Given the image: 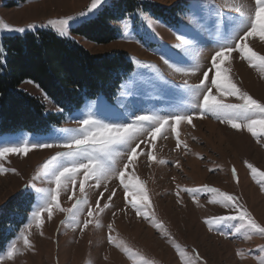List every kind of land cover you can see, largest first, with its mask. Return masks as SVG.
Returning <instances> with one entry per match:
<instances>
[{"label": "rangeland", "instance_id": "374dc122", "mask_svg": "<svg viewBox=\"0 0 264 264\" xmlns=\"http://www.w3.org/2000/svg\"><path fill=\"white\" fill-rule=\"evenodd\" d=\"M137 1L165 6L168 14L165 18L153 13L152 9L137 7L124 17L128 20L126 29L122 19L112 21L119 34L106 43H97L75 34L72 27L81 22H73L67 29V38L76 40L95 55L114 50H123L128 54L133 62V69L115 96L108 97L99 93L93 98H86L78 110H64L61 123L54 125L48 132L0 133V146L5 143H21L25 139L57 145L51 148H34L26 155L8 153L6 157L0 158V164L4 168L16 169L15 173L0 172V207L11 197L20 194L25 186H29L33 194L28 220L0 252V257H3L0 264H189V261L192 264H264V234L250 232L246 237L243 231L237 233L235 226H238V221L210 228L206 219L236 216L237 210L213 203L214 199H219V193L185 191L207 187L233 195L247 208L256 222L264 227V191L261 190L260 183L264 177L258 174L253 176L245 163L264 171V139H260L264 136V123L255 125L260 136L254 137L247 130L246 125L250 121L223 116L218 118L212 113L201 116L196 109L202 104V97L182 87V78L171 75L161 60L168 48L177 44L174 29L179 26L184 30L195 29L201 34L198 47L186 58L204 65L207 63L204 57L216 47L217 42L227 39L222 25L219 32L216 30V9L223 8L224 13L231 15L235 21L240 15L235 12V8L242 7L247 13L254 0H198L201 5L198 9L192 7L191 0ZM90 2L91 0H0V43L4 35L21 34L4 29V24L17 28L35 24V28L28 31L50 29L44 26L48 20L67 15L76 16L81 11H86ZM140 10L148 15V19L139 15ZM149 21L151 29L148 27ZM125 32L131 34H122ZM247 43L254 51L264 55V40L258 34L248 37ZM2 51L3 45L0 53ZM137 60L142 63L138 65ZM145 63L156 67L146 68ZM223 68V74L236 84L239 92L230 95L223 89L209 85L211 94L216 99L224 104H238L243 102L240 93L246 92L264 104V69L251 66L236 54L225 61ZM210 75L214 76V71ZM202 78L197 73L189 78V85L199 84ZM20 87L30 95L39 97L45 104L46 112L60 113L57 109L62 107L34 80L27 78L21 82ZM101 101L109 111L99 108ZM89 110L110 122H128L136 115H166L176 110L192 114V124L182 122L175 130H165L163 136H157L152 145L145 141L138 149V152H151L155 159L141 155L127 169H123V163L127 161L115 157L126 178L134 175L143 184L144 193L148 196L144 203L148 207L141 210L154 216L163 225L162 228H155L148 219L137 214L131 201L138 200L142 193L136 192L131 186L125 190L117 176L103 181L99 188L90 180L86 182V192L81 193L79 180L84 178L82 172L75 185L67 182L66 188L61 189L51 217L47 210L41 212L42 225L36 226L32 212L43 204L48 190L55 188V183L50 177L43 175L40 166L56 152L66 150L60 146L62 139H54L65 135L59 130L78 128L80 114ZM252 119L264 120L260 116H253ZM233 124L239 127L234 128ZM177 140L182 142L179 147ZM185 144L187 147H184ZM117 151L123 152V149ZM162 160L165 163H160ZM176 162H179V167ZM233 168L236 170V177L232 175ZM113 192L115 195L109 201L108 197ZM177 192L180 194L179 198ZM84 197L88 204L79 205L77 219L92 221L86 229L82 223L77 227L71 219L77 198ZM98 200L100 207L105 203L110 207L100 212L96 207ZM89 209L93 211L92 216L88 215ZM20 214L21 211H16L13 215L19 217ZM97 220L99 226L96 224ZM222 231L227 234L222 236ZM24 235H28L30 246L23 244ZM109 236L113 237L111 241ZM13 243L16 252L9 259L6 254ZM176 245H179V249ZM124 248L130 249V253L125 252Z\"/></svg>", "mask_w": 264, "mask_h": 264}, {"label": "snow or ice", "instance_id": "6c2138e0", "mask_svg": "<svg viewBox=\"0 0 264 264\" xmlns=\"http://www.w3.org/2000/svg\"><path fill=\"white\" fill-rule=\"evenodd\" d=\"M108 4V0H91L90 6L86 11H81L78 15H67L59 17L55 20H48L47 24L44 25L55 32L66 37L68 35L67 29L72 26L73 22H84L91 21L96 18L104 6ZM193 8H200L198 0H191ZM235 12L240 15L233 20L231 15L224 13L223 8L218 7L216 9V22L215 27L217 32L220 31L221 25L227 35V39L218 41L216 47L213 48L207 57V63L204 65L189 60L186 58L187 55L198 47L200 42L201 34L195 29L184 30L179 26H176L174 31L176 32L177 44L169 47L168 50L161 56V60L169 69L171 75H179L182 80V87L189 89L194 94H198V97H202V104L198 106L196 111L201 116L205 113H212L217 115L218 118L221 116L243 119L250 121L247 123V130L255 137L260 136V131L255 127L258 123H264V120H254L253 116H260L264 118V104L259 103L253 99L248 93H240V99L243 101L238 104H224L220 100L216 99L211 94V88L209 85L215 86L216 89H223L230 95H236L239 90L235 83L228 79L223 73L225 69L223 65L233 54L239 55L241 59L246 60L253 67L259 66L264 69V55H260L253 50L247 43V39L250 36L259 35L264 40V0H254V3L247 11H244L242 7H236ZM139 15L143 19H148V15L140 10ZM125 29L128 25V20L124 19V14H121ZM243 25V27H241ZM4 29L16 32L24 33L28 30L35 28V24L30 23L26 27H11L7 24L3 25ZM148 27L151 29L152 25L149 21ZM187 27V26H186ZM154 32V29H152ZM122 34L130 35V32ZM181 49V52L176 51ZM0 50H2V43H0ZM136 63L139 65L142 62L137 60ZM144 67L149 69H155L153 64H144ZM214 71V76L210 75ZM197 73L203 78L199 84L189 85V78L195 76ZM163 79V77H160ZM69 110H78V102H69ZM99 108L104 111H109L107 106L101 101ZM64 109L58 108L57 112L62 113ZM193 116L189 112L176 110L171 111L166 115L159 114H144L136 115L134 119L128 122H110L105 119L99 118L96 114L89 110L87 113H81L77 120L78 128L76 129H61L62 133H65L62 137H54V139H62L63 143L60 145L66 150L58 151L52 157H50L43 165L40 166V171L44 176H48L55 183V188L48 190L47 196L43 198V204L35 211L32 212V219L35 221L37 227H41V212L47 210L49 217H51L52 209L58 202L61 189L66 188L67 182H71L73 185L77 183L79 175L83 174V179L79 180V190L81 193L86 192V182L94 181L95 187L99 188L101 183L112 176H117L123 184L125 190L130 186L135 189L136 192L142 193L140 198L133 199L131 201L132 208L137 210V214L148 219L155 228H162L163 225L158 223L154 216L150 215L147 211H142V208H147L148 205L144 202L148 200V196L144 193L143 184L131 176L126 178L124 170L119 166L115 157H120L121 161L126 160L123 163V169H127L129 165L135 162L138 156L147 155L149 159H155L151 152L139 151L141 145L147 141L149 145H152L156 140L157 136H163L165 130H175L177 125L182 122L192 124ZM234 128H238L239 125L233 124ZM260 139H264L261 136ZM182 142L177 140V147ZM57 145L47 142H30L24 140L21 143H5L0 146V158L6 157L8 153H24L25 155L34 148H51ZM184 147H187L185 144ZM90 149V151H89ZM117 149H123V152L117 151ZM70 158V159H65ZM165 163V161H160ZM247 167L251 170L253 176L257 174L264 177V171H260L252 164L247 163ZM176 166L179 167V162H176ZM11 171L16 172V169H6L0 164V172ZM232 175L237 176L236 170L233 168ZM238 179V178H237ZM261 190L264 191V180L261 182ZM92 187L91 184L88 185ZM179 187V186H178ZM105 191L107 187L105 186ZM185 191L193 192L196 191H208L211 193H219V199H214L213 203H220L226 208H234L237 210V215H224L214 216L206 219L205 222L211 228L213 225L225 224L229 221H238V226H235V231L240 233L244 232L247 237L250 232H259L264 234V227H261L256 220L252 217L251 213L242 204L239 203L237 197L229 195L227 193H220L216 188H203V189H185ZM21 196H30L31 189L29 186H25V189L20 193ZM101 197L103 193L100 194ZM115 192L108 197L111 201ZM179 198V192L176 193ZM80 204H88L86 197L77 198V203L74 205L75 211L72 212L71 219L77 225L83 224V228L86 229L91 223V220L85 219L79 221L77 219V213L80 211ZM96 207L100 212L110 207L108 203H105L103 207H100L99 200L97 201ZM93 211L89 209L88 215L92 216ZM99 226V220L96 221ZM30 227V225H29ZM111 227V225H109ZM43 233L41 232V235ZM222 236L226 235V232L220 233ZM108 239L111 241L113 237L109 236ZM23 244L30 246L31 241L28 235L23 236ZM119 247V245H117ZM179 249V245H176ZM125 252L130 253V249L124 248ZM264 250V249H262ZM16 252L15 244H11L7 251V258L11 259ZM184 255V253H181ZM3 259V257H0ZM264 260V258H262ZM192 264V261H189Z\"/></svg>", "mask_w": 264, "mask_h": 264}, {"label": "trees", "instance_id": "16d2710c", "mask_svg": "<svg viewBox=\"0 0 264 264\" xmlns=\"http://www.w3.org/2000/svg\"><path fill=\"white\" fill-rule=\"evenodd\" d=\"M141 6L165 18L168 14V9L158 4L111 0L94 20L81 22L72 31L97 43L109 42L119 34L112 21ZM2 45L0 133H44L62 121L63 112H46L39 97L20 87L27 78L37 82L57 105L70 111L69 102H78L80 107L86 98L99 93L115 96L133 69L132 60L123 50L95 55L76 40L48 28L4 35ZM32 200V193L30 196L17 194L0 207V252L28 220ZM16 211H21L19 217L13 215Z\"/></svg>", "mask_w": 264, "mask_h": 264}]
</instances>
